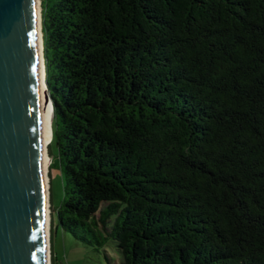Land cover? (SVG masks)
<instances>
[{
	"label": "trees",
	"instance_id": "16d2710c",
	"mask_svg": "<svg viewBox=\"0 0 264 264\" xmlns=\"http://www.w3.org/2000/svg\"><path fill=\"white\" fill-rule=\"evenodd\" d=\"M40 5L51 264L57 229L119 264H264V0Z\"/></svg>",
	"mask_w": 264,
	"mask_h": 264
},
{
	"label": "water",
	"instance_id": "95a60500",
	"mask_svg": "<svg viewBox=\"0 0 264 264\" xmlns=\"http://www.w3.org/2000/svg\"><path fill=\"white\" fill-rule=\"evenodd\" d=\"M35 5L0 0V264H47Z\"/></svg>",
	"mask_w": 264,
	"mask_h": 264
},
{
	"label": "rangeland",
	"instance_id": "374dc122",
	"mask_svg": "<svg viewBox=\"0 0 264 264\" xmlns=\"http://www.w3.org/2000/svg\"><path fill=\"white\" fill-rule=\"evenodd\" d=\"M50 142L51 134L48 143V152L51 157V162H53V166L49 168L48 175L51 227L55 221V211L60 206L63 198V188L55 146L51 145ZM52 254L53 264H119V257L113 246L106 245L104 247H95L83 245L75 241L69 235L63 233L60 229H57V231L53 233Z\"/></svg>",
	"mask_w": 264,
	"mask_h": 264
},
{
	"label": "bare ground",
	"instance_id": "6f19581e",
	"mask_svg": "<svg viewBox=\"0 0 264 264\" xmlns=\"http://www.w3.org/2000/svg\"><path fill=\"white\" fill-rule=\"evenodd\" d=\"M41 2L36 0V32L38 39L37 46V60H38V86L40 91L41 101V120H40V132L44 149V194H45V206H46V229H47V264H50V204H49V166L51 164V157L48 152V143L51 132L52 140V120H53V108L48 98L47 87L45 86V72L42 55V34H41Z\"/></svg>",
	"mask_w": 264,
	"mask_h": 264
}]
</instances>
